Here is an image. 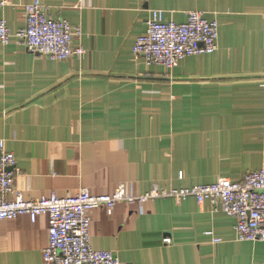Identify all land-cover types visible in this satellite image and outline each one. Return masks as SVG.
I'll return each instance as SVG.
<instances>
[{"label": "crops", "instance_id": "0c3cea01", "mask_svg": "<svg viewBox=\"0 0 264 264\" xmlns=\"http://www.w3.org/2000/svg\"><path fill=\"white\" fill-rule=\"evenodd\" d=\"M2 1L15 34L34 0ZM41 1L81 28L74 45L85 53L57 60L16 36L0 43V139L25 199L121 184L141 195L239 181L264 166V0ZM155 9L166 22L192 10L218 21V48L172 68L147 64L133 47ZM91 217V246L121 264H264V241L239 240L236 219L208 200L121 202ZM48 244L47 214L0 221V264H46Z\"/></svg>", "mask_w": 264, "mask_h": 264}, {"label": "built area", "instance_id": "2783aa9c", "mask_svg": "<svg viewBox=\"0 0 264 264\" xmlns=\"http://www.w3.org/2000/svg\"><path fill=\"white\" fill-rule=\"evenodd\" d=\"M4 4L2 1L0 5ZM25 8L26 26L15 34L7 21L0 19L1 44H8L16 36L30 52L57 60L81 57L85 53L82 46L74 45V40L82 35L80 27H72L66 19L52 18L41 0H34ZM186 15L183 23L166 22L163 10H153L146 32L133 47L134 54L147 64L172 68L192 55L214 52L218 48V21L207 19L197 10L188 11ZM16 164L14 153L8 151L5 140L0 139V221L27 214L36 222L47 214L49 244L43 252L46 264H121L114 252L91 246V211L105 205L112 213L121 202L143 204L162 197H194L199 203L208 200L216 211L236 219L239 240L264 241V166L247 172L239 181L221 178L214 183L180 189H161L155 185L141 195L121 184L111 194L95 195L82 189L67 197L53 193L28 200L15 188ZM220 240L214 238V242Z\"/></svg>", "mask_w": 264, "mask_h": 264}]
</instances>
